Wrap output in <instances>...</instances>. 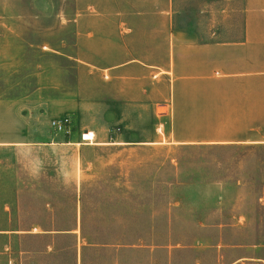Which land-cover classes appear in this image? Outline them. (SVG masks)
I'll list each match as a JSON object with an SVG mask.
<instances>
[{"label": "rangeland", "instance_id": "1", "mask_svg": "<svg viewBox=\"0 0 264 264\" xmlns=\"http://www.w3.org/2000/svg\"><path fill=\"white\" fill-rule=\"evenodd\" d=\"M112 1L0 0V228L66 229L76 218L93 242L131 243L154 209L156 245L167 244L157 264H264V147L95 143L93 132L114 135L118 119L103 112L99 75L66 57L78 40L69 18L98 20L114 13ZM62 116L71 120L68 134L50 126ZM153 122L131 119L130 130L146 138ZM17 233L15 250L20 239L36 248L39 240ZM56 245L73 238L59 235ZM103 254L91 248L86 257Z\"/></svg>", "mask_w": 264, "mask_h": 264}, {"label": "crops", "instance_id": "2", "mask_svg": "<svg viewBox=\"0 0 264 264\" xmlns=\"http://www.w3.org/2000/svg\"><path fill=\"white\" fill-rule=\"evenodd\" d=\"M114 1V13H100L98 20L87 14L69 18L78 40L66 57L88 75H99L103 112L118 119L114 135L108 129L93 132L96 144L264 147V0ZM144 117L154 122L139 139L131 119ZM155 217L153 209L147 232L134 229L131 243L93 242L76 218L66 229L0 228L6 235L0 238V264H157V248L167 250V244L156 245ZM17 232L44 246L26 247L20 239L15 250ZM62 234L73 245L57 247ZM91 248L103 257H86Z\"/></svg>", "mask_w": 264, "mask_h": 264}, {"label": "built area", "instance_id": "3", "mask_svg": "<svg viewBox=\"0 0 264 264\" xmlns=\"http://www.w3.org/2000/svg\"><path fill=\"white\" fill-rule=\"evenodd\" d=\"M50 126L57 133L68 134L72 130L71 120L68 116H62L54 118L50 121ZM85 134H81L82 141H90L91 139H85Z\"/></svg>", "mask_w": 264, "mask_h": 264}]
</instances>
